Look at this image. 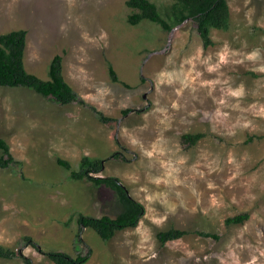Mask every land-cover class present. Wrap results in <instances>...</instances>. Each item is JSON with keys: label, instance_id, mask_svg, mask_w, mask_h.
Returning a JSON list of instances; mask_svg holds the SVG:
<instances>
[{"label": "rangeland", "instance_id": "1", "mask_svg": "<svg viewBox=\"0 0 264 264\" xmlns=\"http://www.w3.org/2000/svg\"><path fill=\"white\" fill-rule=\"evenodd\" d=\"M151 1L164 13L172 0ZM126 2L0 0V35L28 32V71L48 79L62 55L66 80L85 101L61 105L0 87V137L16 159L0 168V245L34 264H55L44 251L89 248L84 264H264V0H228L229 28H213L208 48L192 20L172 31L130 24ZM198 132L197 144L183 140ZM83 156L105 158L96 175L118 177L145 206L137 227L109 241L85 228L78 241L80 213L120 210L110 188L71 179L57 161L78 168ZM242 213L244 223L226 224ZM171 228L191 233L162 243L158 233Z\"/></svg>", "mask_w": 264, "mask_h": 264}, {"label": "trees", "instance_id": "2", "mask_svg": "<svg viewBox=\"0 0 264 264\" xmlns=\"http://www.w3.org/2000/svg\"><path fill=\"white\" fill-rule=\"evenodd\" d=\"M127 6L131 10L128 15V21L132 25H137L144 20L156 23L165 31H172L174 27L182 25L187 20H192L197 25L198 33L203 41L205 48L214 44L211 37V30L228 29L230 24V6L228 0H172L170 6L162 13L159 6L151 0H127ZM27 30H12L0 35V87L26 88L33 90L40 96L47 98L61 105H68L73 102L85 104V101L79 97L77 92L66 80L64 75L63 56L56 54L49 65V78L44 79L39 75L29 72L25 65V53L27 46ZM111 78L119 82V76L112 64L109 65ZM124 85H129L123 82ZM95 109V108H94ZM132 109L128 108L123 112L128 114ZM100 120L107 123L113 118L106 116L98 111ZM204 137V133H186L183 140L193 146ZM252 138H250L251 140ZM0 168L10 167L16 161L9 143L0 137ZM117 152L111 155V158H120ZM59 165L70 171L69 177L73 180L88 179L95 185H104L110 188L116 195L120 210L112 217L102 215L95 217L80 213L77 218L79 225L77 237L81 242V235L85 228L94 229L104 240H111L118 231L137 227L141 218L145 214V206L133 198L127 188L116 176H98L104 170L105 158L83 156L79 161L78 168H74L69 160L62 157L57 159ZM250 217L249 213H242L226 219V224H242ZM191 233L188 230L171 228L166 231H160L158 238L162 243L170 240L180 239ZM194 233L202 237H210L218 240L220 236L216 233L194 230ZM24 241L36 246L31 236H26ZM55 264H84L91 256L92 249L87 252L82 250L76 256H73L61 250L44 251ZM21 257L24 264H34L33 260L24 256L19 251L0 245V257L5 259H15Z\"/></svg>", "mask_w": 264, "mask_h": 264}]
</instances>
